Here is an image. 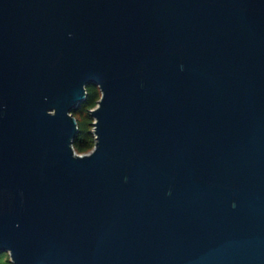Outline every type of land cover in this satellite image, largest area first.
Returning a JSON list of instances; mask_svg holds the SVG:
<instances>
[{"label": "water", "instance_id": "obj_1", "mask_svg": "<svg viewBox=\"0 0 264 264\" xmlns=\"http://www.w3.org/2000/svg\"><path fill=\"white\" fill-rule=\"evenodd\" d=\"M2 250L264 264V0H0Z\"/></svg>", "mask_w": 264, "mask_h": 264}, {"label": "trees", "instance_id": "obj_2", "mask_svg": "<svg viewBox=\"0 0 264 264\" xmlns=\"http://www.w3.org/2000/svg\"><path fill=\"white\" fill-rule=\"evenodd\" d=\"M87 93L84 100L72 109V113L76 117L78 123V132L73 139V147L78 152L89 151L94 145L93 116L90 112L97 99L100 96V89L97 84L89 83L86 86Z\"/></svg>", "mask_w": 264, "mask_h": 264}, {"label": "rangeland", "instance_id": "obj_3", "mask_svg": "<svg viewBox=\"0 0 264 264\" xmlns=\"http://www.w3.org/2000/svg\"><path fill=\"white\" fill-rule=\"evenodd\" d=\"M0 264H13L10 260V255L7 250H2L0 252Z\"/></svg>", "mask_w": 264, "mask_h": 264}]
</instances>
